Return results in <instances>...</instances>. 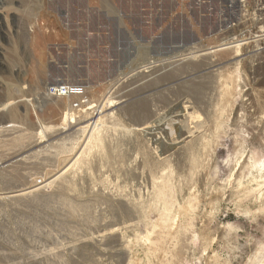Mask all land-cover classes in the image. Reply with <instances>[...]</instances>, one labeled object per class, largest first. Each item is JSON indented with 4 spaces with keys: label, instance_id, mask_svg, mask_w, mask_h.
Returning a JSON list of instances; mask_svg holds the SVG:
<instances>
[{
    "label": "rangeland",
    "instance_id": "1",
    "mask_svg": "<svg viewBox=\"0 0 264 264\" xmlns=\"http://www.w3.org/2000/svg\"><path fill=\"white\" fill-rule=\"evenodd\" d=\"M240 1L120 0L76 48L0 34V264H264V6Z\"/></svg>",
    "mask_w": 264,
    "mask_h": 264
},
{
    "label": "built area",
    "instance_id": "2",
    "mask_svg": "<svg viewBox=\"0 0 264 264\" xmlns=\"http://www.w3.org/2000/svg\"><path fill=\"white\" fill-rule=\"evenodd\" d=\"M250 1H240L243 18L251 13L258 14V8L264 6V0H252L254 8L250 9ZM119 2L120 0H0V34L8 39L5 42L7 46H25L28 39L31 42L29 45L44 48H76L78 45L75 43V35L86 31L93 17L116 13ZM75 14L84 16L83 25L76 24ZM256 18L257 22H262L261 18ZM61 31L64 33L60 34ZM51 92L54 96L63 97L80 95L67 87L52 89Z\"/></svg>",
    "mask_w": 264,
    "mask_h": 264
},
{
    "label": "bare ground",
    "instance_id": "3",
    "mask_svg": "<svg viewBox=\"0 0 264 264\" xmlns=\"http://www.w3.org/2000/svg\"><path fill=\"white\" fill-rule=\"evenodd\" d=\"M263 13V12H262ZM242 37V36H241ZM234 40V39H233ZM264 39L263 38H260L259 40H255L254 41V43H256V44H260V41H263ZM249 42L250 41H248V39L245 41V39L244 40H242V42H240L239 43V41H233V42H230V43H228V44H226V45H223V48H230V49H235V48H237V47H240V45L241 44H249ZM194 52V51H193ZM192 52V53H193ZM192 53H189V55L191 56V55H193ZM196 53V52H195ZM189 58V57H188ZM187 58V59H188ZM186 59V58H185ZM166 63V62H165ZM151 75V74H150ZM125 78V77H124ZM120 87V86H119ZM97 94V93H96ZM124 94V93H123ZM95 96V95H94ZM60 98H62V97H60ZM111 99V98H110ZM115 99V98H114ZM86 101V100H85ZM86 104H88V103H86ZM105 104V103H104ZM10 105H12V104H10ZM101 105V104H100ZM114 105H115V103H114ZM91 108V107H90ZM97 108V107H96ZM104 109V108H103ZM187 108H185L184 110H186ZM177 111H178V109H177ZM181 113V112H180ZM173 114V113H172ZM178 114V113H177ZM184 114V116H180V114H178V116H177V118H183V120H184V118H186V116H188L187 114H185V113H183ZM174 115H176V114H174ZM166 117V116H165ZM176 117V116H175ZM174 117V118H175ZM161 118V117H160ZM173 120H175V119H173ZM171 121V120H170ZM170 121L169 122H166V124L167 123H169L170 124ZM184 121H186L185 123L183 122L182 123V127H180V126H178V128H179V130H178V128L176 129V130H178L179 131V134H184V133H187V135H189L190 134V132H192V130L191 129H193V128H191V127H189V123L188 122H190L189 120H184ZM164 122V121H163ZM176 123V122H175ZM188 123V124H187ZM152 124V123H151ZM172 124V126H173V124H174V122L173 123H171ZM171 124H170V126H171ZM176 124H178V123H176ZM168 125V124H167ZM166 125V126H167ZM179 125V124H178ZM149 126V125H148ZM169 126V125H168ZM16 127V126H15ZM150 127V126H149ZM177 127V126H176ZM175 127V128H176ZM8 128V127H7ZM158 128V127H157ZM173 128V127H172ZM151 129V128H150ZM153 129V128H152ZM159 129H161V133H163L164 135L166 134V137H167V135H169V132H168V127H161V128H159ZM170 129H171V127H170ZM174 130V129H173ZM172 130V131H173ZM191 130V131H190ZM98 131V130H97ZM175 131H173V133H174ZM42 133V132H41ZM177 133V132H176ZM159 135L161 136L162 134H160V132H159ZM159 135H157V136H159ZM174 135V134H173ZM158 137V140H159V138L161 139V137ZM166 137H164V140L166 139ZM169 137V136H168ZM157 138V137H156ZM163 138V137H162ZM162 140V139H161ZM157 141V140H156ZM155 142V141H154Z\"/></svg>",
    "mask_w": 264,
    "mask_h": 264
}]
</instances>
